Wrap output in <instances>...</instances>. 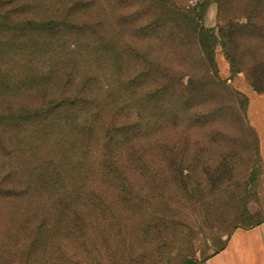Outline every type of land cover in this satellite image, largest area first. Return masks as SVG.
I'll return each mask as SVG.
<instances>
[{"label":"rangeland","instance_id":"374dc122","mask_svg":"<svg viewBox=\"0 0 264 264\" xmlns=\"http://www.w3.org/2000/svg\"><path fill=\"white\" fill-rule=\"evenodd\" d=\"M166 11L0 0V264H199L264 220V0H208L221 83L194 63L204 97L186 91L181 122L132 83L136 63L196 55L165 40Z\"/></svg>","mask_w":264,"mask_h":264},{"label":"trees","instance_id":"16d2710c","mask_svg":"<svg viewBox=\"0 0 264 264\" xmlns=\"http://www.w3.org/2000/svg\"><path fill=\"white\" fill-rule=\"evenodd\" d=\"M207 3L208 0H198L194 5L187 3L183 4L182 6H176L173 9L172 6L174 3H172L170 0H164V7L167 8V11L164 12V16L168 17L166 20L167 25L165 28V40L171 44H176V46L183 50L193 49L196 52L194 59L183 57L184 59H182L177 70L173 68L172 63L169 61H148V66H145L143 69L140 68L136 63L132 73V83L135 86L137 100L142 101L141 94L143 97L147 95V89L143 88L142 91L139 92V88L143 86L142 84L145 81L150 82L149 85H146V87L150 86L148 94L151 97L153 95L155 96V94H158L157 99H159L157 104L152 105V108L158 111L163 110L164 113L166 112L169 117L172 116V118H174L176 121L178 120V122H181L180 118H183L181 117V113L182 109H184V106L187 108L192 104L195 105V103H193L194 100L190 99V96L187 95L186 91L193 93L194 96L192 97L194 99H198L197 104H200L203 101L202 98L204 97L205 84L203 79H201L199 76L202 78L204 76L212 77L211 83H214L215 85L221 83V80H213L212 76L216 70L215 47L218 37L215 34L214 29L205 25L204 19L207 11ZM171 14L176 15V18L172 17V19H169ZM139 26L140 27H138L137 33L141 31L144 32L145 29L152 31L150 27L143 29L145 24L144 26ZM46 27H49V30H52V28H54V24ZM223 30L224 26L221 25V34L225 38ZM155 34H157V32L153 33L152 35ZM136 38L135 50L137 54H139L141 45L138 41L139 36H136ZM156 38L157 40L159 39L158 36ZM171 44H168V47L174 48L175 46ZM224 44L226 45V42H224ZM194 63H203L205 65L204 68L206 69V74L204 76L202 73L198 76L196 71L197 66H194ZM155 75L159 76L160 78L156 79ZM150 112H152L150 117H154L152 109H150ZM217 114L218 113L216 111H208L206 109L196 111L194 119H197V121L195 124H202L204 122L211 121L216 122L218 118ZM138 117L143 121L146 120L142 115H138ZM147 118L149 120L148 116ZM163 148L166 149L165 153L174 152L172 145L168 141L164 143ZM169 165L171 168L174 167L173 163L171 162ZM262 222H264V220H259L255 224L246 228H252ZM227 243L220 250L214 252L210 256L224 249Z\"/></svg>","mask_w":264,"mask_h":264},{"label":"crops","instance_id":"0c3cea01","mask_svg":"<svg viewBox=\"0 0 264 264\" xmlns=\"http://www.w3.org/2000/svg\"><path fill=\"white\" fill-rule=\"evenodd\" d=\"M199 264H264V222L236 229L224 249Z\"/></svg>","mask_w":264,"mask_h":264}]
</instances>
